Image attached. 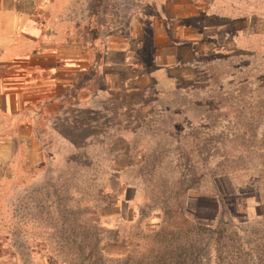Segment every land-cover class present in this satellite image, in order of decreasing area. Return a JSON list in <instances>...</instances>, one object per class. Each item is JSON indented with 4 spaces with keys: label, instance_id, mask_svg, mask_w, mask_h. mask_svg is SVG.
Segmentation results:
<instances>
[{
    "label": "rangeland",
    "instance_id": "1",
    "mask_svg": "<svg viewBox=\"0 0 264 264\" xmlns=\"http://www.w3.org/2000/svg\"><path fill=\"white\" fill-rule=\"evenodd\" d=\"M107 6L102 34L129 20L123 0ZM240 44L185 69L180 93L113 94L103 107L118 127L102 118L66 146L44 134L23 146L0 171V259L22 235L67 264H264V38ZM123 100L133 108L121 113ZM154 102L167 110L155 137L130 143L128 122Z\"/></svg>",
    "mask_w": 264,
    "mask_h": 264
},
{
    "label": "crops",
    "instance_id": "2",
    "mask_svg": "<svg viewBox=\"0 0 264 264\" xmlns=\"http://www.w3.org/2000/svg\"><path fill=\"white\" fill-rule=\"evenodd\" d=\"M109 1L0 0V171L6 162H21L23 146L38 145L42 134L46 143L66 146L74 143L75 127L97 130L102 118L118 127L103 107L113 94L149 87L161 98L180 93L185 69L237 49L243 39L264 38V0H123L129 20L102 34L97 25ZM40 15L42 26L35 20ZM102 38L105 48L98 50ZM144 107L150 115L128 122L130 143L144 134L155 137L147 128L161 123L155 112H167L156 102ZM130 108L123 100L118 111ZM17 241L0 264H67L32 238Z\"/></svg>",
    "mask_w": 264,
    "mask_h": 264
},
{
    "label": "trees",
    "instance_id": "3",
    "mask_svg": "<svg viewBox=\"0 0 264 264\" xmlns=\"http://www.w3.org/2000/svg\"><path fill=\"white\" fill-rule=\"evenodd\" d=\"M214 219L212 218V221ZM93 235V241L96 243V244H100L101 240L98 239V236H96L97 234L95 232L91 233ZM101 250V249H100Z\"/></svg>",
    "mask_w": 264,
    "mask_h": 264
}]
</instances>
